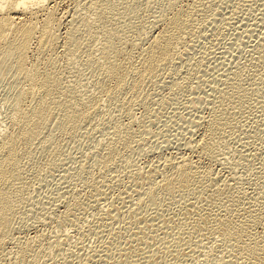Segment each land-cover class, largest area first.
Segmentation results:
<instances>
[{"label":"rangeland","instance_id":"rangeland-1","mask_svg":"<svg viewBox=\"0 0 264 264\" xmlns=\"http://www.w3.org/2000/svg\"><path fill=\"white\" fill-rule=\"evenodd\" d=\"M51 1H57L60 15L56 56L64 84L78 78L90 86L89 71L63 49L72 16L89 14L88 0ZM169 1L118 0L104 18L115 44L122 39L126 43L129 63L147 47L150 23L178 10L190 13L192 26L175 62L155 85L144 86V105L133 104L131 119L123 117L122 96L102 101L95 123L84 122L46 155L34 152L24 172L28 196L5 254L0 253V264H32L29 254L21 255L22 260L17 254L24 241L37 236L45 239L44 251L38 249L43 251L39 264H219L221 258L234 264H264V0ZM91 29L103 35L101 25ZM143 32L149 38L132 47L130 42ZM98 42L92 43L94 56H100ZM233 76L239 102L224 112L220 136L225 148L214 155L218 159L200 153L196 139L208 130L213 95L222 88L221 93L229 91ZM11 83L12 76L0 70V128L6 126L3 102ZM88 89L87 95L95 93ZM79 90L83 94L75 92ZM75 91L84 95L81 89ZM115 125L125 128L130 142L106 172L93 161ZM179 157L201 168L195 178L202 179L170 178L163 183L164 162ZM203 170L210 175L204 178ZM153 183L160 188L147 192ZM60 240L54 252L52 244ZM47 251L52 255L46 256Z\"/></svg>","mask_w":264,"mask_h":264},{"label":"bare ground","instance_id":"bare-ground-1","mask_svg":"<svg viewBox=\"0 0 264 264\" xmlns=\"http://www.w3.org/2000/svg\"><path fill=\"white\" fill-rule=\"evenodd\" d=\"M117 1L88 0L86 8L89 14L85 12L88 16L76 18L72 16L74 19L69 20L71 26L68 32L65 33L66 42H61H65L64 54L80 59V64L83 66L81 67L89 71L91 81L89 86L87 82L85 84L75 78L77 81L68 82L70 83L68 86L64 84L65 80L62 78L63 75L61 76L63 72L58 70L59 67L57 66L59 58L57 59L58 54L56 56V48L61 35L58 34L60 15L57 12V1L0 0V70L12 76V83L8 89L9 94L5 95L6 98L3 102L4 108L6 107L8 110V113H6L7 118L5 117L6 123L4 121L5 124L2 123L6 126H4L5 129L0 128V253L3 251V254H5L4 246L8 240L10 241L12 229L15 228L13 223L17 219L21 206L26 202L28 185L24 182V175L26 174L24 172L28 167L27 165L32 162L34 152L37 151V153L46 155V152L50 153L56 149V143L59 139L72 137L84 122L95 123L104 106L102 101L122 96L123 117L129 119L133 104L144 105V86L155 85L158 78H160V74L170 68L178 58L181 50L186 46L184 45L186 44L184 38L185 34L190 33L192 19L189 12L183 14L179 11L181 14L177 10L176 13L173 12L170 16H163L162 20L155 21L153 19L155 22L150 23L151 28L149 27L148 32L146 31L147 33L151 32L147 47H144L145 49L140 47L142 49L138 53L137 60H133L134 63H129V59L126 58L127 55L125 56L127 51L124 53L125 42L122 39L116 45L114 34L104 23V18L115 10ZM168 5L170 4L168 3ZM172 5L171 7H174ZM122 12L126 15L131 13L129 8H123ZM92 23H95L93 24L95 26L101 25V28H104L101 32L103 35H100V37H103L101 41L99 39L102 37L97 36L96 32L93 33L99 38L98 40L93 39ZM99 30L101 29L99 28ZM146 32H143L141 36L139 35L141 38L135 39L132 43L130 42L131 46L137 49L138 43L141 44ZM144 38L147 40L149 37ZM93 41L102 42L97 43V45L101 44V48H98L100 49V56L95 54L99 56L98 58L94 56L97 51L92 50ZM128 53L131 54H128L129 56H133L131 52ZM72 65H75V63ZM79 78L81 79V77ZM231 80L230 83L232 84L229 91L227 88L225 92L221 93L220 91L223 88L222 90L218 88L220 91L214 93L213 96L217 101H213L214 110H212L210 119L208 118V130L203 134L204 136L197 138V141L194 139L202 154L214 156L225 148L220 136L225 120L224 112L228 108H233L232 103L238 104L239 102L238 82L235 81L234 76ZM89 87L95 93L91 92L87 95V92H90ZM78 89L84 91L82 97L72 92ZM75 92L82 93H80V90ZM92 93L94 94L89 96ZM74 96L81 98L78 100ZM129 142V136L125 128L121 125H115L107 135L105 143L98 147L93 161L94 165L107 172L115 164V159L121 148L127 146ZM215 156L214 158H218ZM164 163L166 169L161 173L163 179H160L163 180V183L170 178L189 182L192 180L191 178L196 177L198 169H201L185 157H179L177 160L172 158V160ZM201 174L198 173V175ZM206 175L208 174L205 173L204 178ZM195 179L201 180L202 177ZM90 181L92 182V180ZM155 185H151L152 187L149 190L147 189V192L154 191L158 187ZM38 238L37 236V238L27 240V243L24 241V245L18 249L17 256L21 257V255L29 254L32 264H39L44 251L41 246L44 238ZM59 242L61 240L52 244L53 251ZM38 249L43 251L41 252ZM49 250L52 249L49 248ZM48 251L44 254L48 253L46 256L52 255V251ZM3 254L1 253V255ZM20 259L22 260V257ZM219 264L234 263L221 258ZM236 264L239 263L236 262Z\"/></svg>","mask_w":264,"mask_h":264}]
</instances>
